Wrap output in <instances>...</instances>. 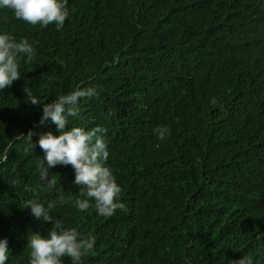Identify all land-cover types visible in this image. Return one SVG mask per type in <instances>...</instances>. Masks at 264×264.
Wrapping results in <instances>:
<instances>
[{"label":"trees","instance_id":"16d2710c","mask_svg":"<svg viewBox=\"0 0 264 264\" xmlns=\"http://www.w3.org/2000/svg\"><path fill=\"white\" fill-rule=\"evenodd\" d=\"M67 10L58 31L0 8V34L35 51L0 90L6 264H30L28 238L51 227L20 207L29 199L95 237L81 264H264V0H67ZM78 88L98 94L79 100L65 131L108 129L104 163L125 206L110 217L78 210L88 198L71 165L48 169L52 188L39 178L37 141L59 133L39 124L42 104L25 90L48 103Z\"/></svg>","mask_w":264,"mask_h":264},{"label":"clouds","instance_id":"9594fccd","mask_svg":"<svg viewBox=\"0 0 264 264\" xmlns=\"http://www.w3.org/2000/svg\"><path fill=\"white\" fill-rule=\"evenodd\" d=\"M0 8L13 11L14 16L33 26L39 24L47 26L55 24L59 31L68 17L67 0H0ZM35 55L34 48L27 39L16 42L8 34H0V90L10 87L15 80L20 79L19 61L24 59L30 63ZM28 101L33 105L42 104V115L39 124L50 120L56 126L58 135L52 132L42 134L37 141L40 149L45 153L41 159L39 178L48 188L57 185V179L49 178V168L56 165H71L75 171L74 183L83 185L88 199L76 200L79 211L95 207L97 214L110 217L117 209H124V204L117 202L121 187L116 183L111 170L105 166L109 152L104 136L108 129L96 126L90 130L82 127H71L69 117L79 115V100L96 96L95 88H78L66 95L48 103H41L29 90H25ZM158 139L166 138L169 129L160 126L155 129ZM33 132L28 131L27 137L31 142ZM23 137V136H21ZM94 201V205L90 203ZM21 208H28L31 214L51 227L47 236L39 233L31 234L27 246L30 248V264H62L63 257H69L72 264H81L82 257L93 254L95 237H83L76 228H66L61 220L53 217L50 212L54 207L48 203L47 207L36 199L24 200ZM8 242L0 239V264L8 260ZM235 264H246L243 259Z\"/></svg>","mask_w":264,"mask_h":264}]
</instances>
